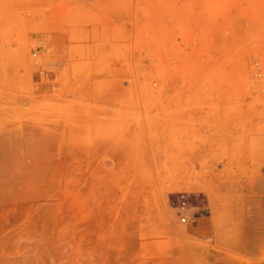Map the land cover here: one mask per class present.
<instances>
[{"label": "rangeland", "instance_id": "rangeland-1", "mask_svg": "<svg viewBox=\"0 0 264 264\" xmlns=\"http://www.w3.org/2000/svg\"><path fill=\"white\" fill-rule=\"evenodd\" d=\"M261 178L264 0H0V264H264Z\"/></svg>", "mask_w": 264, "mask_h": 264}, {"label": "crops", "instance_id": "crops-1", "mask_svg": "<svg viewBox=\"0 0 264 264\" xmlns=\"http://www.w3.org/2000/svg\"><path fill=\"white\" fill-rule=\"evenodd\" d=\"M260 191H259V196H258V204L261 206V208H263V211H264V179L261 178L260 179ZM257 246H259L258 250H260V247L264 246V242L263 241H260ZM254 251L256 249H253Z\"/></svg>", "mask_w": 264, "mask_h": 264}]
</instances>
